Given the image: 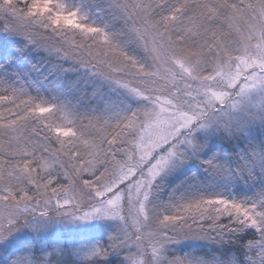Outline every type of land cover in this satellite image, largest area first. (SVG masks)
Masks as SVG:
<instances>
[{
    "label": "snow or ice",
    "instance_id": "snow-or-ice-1",
    "mask_svg": "<svg viewBox=\"0 0 264 264\" xmlns=\"http://www.w3.org/2000/svg\"><path fill=\"white\" fill-rule=\"evenodd\" d=\"M117 260L264 264V0H0V264Z\"/></svg>",
    "mask_w": 264,
    "mask_h": 264
},
{
    "label": "rangeland",
    "instance_id": "rangeland-1",
    "mask_svg": "<svg viewBox=\"0 0 264 264\" xmlns=\"http://www.w3.org/2000/svg\"><path fill=\"white\" fill-rule=\"evenodd\" d=\"M38 211H39V210H38ZM178 239H179V238H178ZM186 250H190V249H186ZM123 255H124V254H123V253H121V258L123 257Z\"/></svg>",
    "mask_w": 264,
    "mask_h": 264
},
{
    "label": "trees",
    "instance_id": "trees-1",
    "mask_svg": "<svg viewBox=\"0 0 264 264\" xmlns=\"http://www.w3.org/2000/svg\"><path fill=\"white\" fill-rule=\"evenodd\" d=\"M116 264H118V260L116 261Z\"/></svg>",
    "mask_w": 264,
    "mask_h": 264
}]
</instances>
